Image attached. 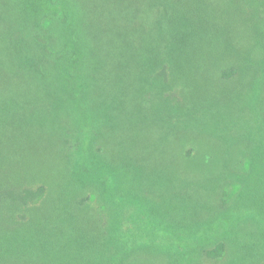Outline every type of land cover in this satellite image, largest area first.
Returning <instances> with one entry per match:
<instances>
[{
	"label": "rangeland",
	"instance_id": "1",
	"mask_svg": "<svg viewBox=\"0 0 264 264\" xmlns=\"http://www.w3.org/2000/svg\"><path fill=\"white\" fill-rule=\"evenodd\" d=\"M73 1L87 21L95 19L100 24L98 30L87 26L88 39L90 29L104 32L102 25L109 22L110 12L128 8L117 0ZM147 1L134 0L132 8L139 5L143 12L140 30L132 28L133 49L126 64L102 53L85 73L90 79L96 76L98 98L83 93L88 101L78 97L71 105L44 97L31 103H0V157H5L4 164L11 167L15 179L0 183V194L6 195L0 197V264H115V244L103 237L96 216L105 215L106 210L111 214L107 201L115 206L125 204L128 215H186L190 224L202 225L200 231L195 227V231L183 232L180 226L176 232L188 238L185 246H176L194 261L204 239L216 240L218 233L230 245L249 241L264 251L257 234L250 240V230L245 222L240 223L248 215L244 200L252 194L240 183L233 185L221 177L224 171L230 177L245 176L241 161H246L252 149H264L260 138L264 132V34L256 21L250 33H244L242 9L236 15L233 11L238 9L219 6L222 0H207V6L199 10L178 3L151 6ZM52 8L48 0H0L5 16L0 27L17 24L7 31L17 29L28 20V11ZM193 18L199 25L214 24L212 34L193 36L188 26ZM7 20L9 24H3ZM230 21L234 26L227 25ZM150 30L154 35L141 39ZM152 40L155 45L146 48ZM233 66L237 73L226 79L224 69ZM77 77L75 93L83 84ZM68 106L75 113L73 121L65 113ZM76 123H81L79 136L85 135L86 141L75 142L79 134ZM57 124L66 128V148L55 144L61 128ZM98 136L102 141L97 153L92 142ZM45 151L51 156L45 161L49 172L42 179L49 180L42 183L35 180L34 172ZM63 151L73 158L83 153L91 171L64 167ZM234 157L236 163L231 162ZM120 175L133 180L129 185L132 191L137 189L134 200L128 196L119 201ZM135 178L138 182L133 186ZM96 182L102 189L93 188L97 196H91L85 189ZM42 184L48 195L41 200L36 193ZM21 193L29 203L14 202L24 197ZM258 205L252 214L264 231V215ZM215 212H219L218 224L212 229L204 227L210 222L207 215ZM172 253L177 255V251Z\"/></svg>",
	"mask_w": 264,
	"mask_h": 264
},
{
	"label": "trees",
	"instance_id": "2",
	"mask_svg": "<svg viewBox=\"0 0 264 264\" xmlns=\"http://www.w3.org/2000/svg\"><path fill=\"white\" fill-rule=\"evenodd\" d=\"M117 1H119L122 7L128 8L124 11L110 12L109 22L102 25V27L106 28L104 32L100 34L98 31L90 29V39H88L87 35L88 28L92 27L98 30L100 24L96 23L95 19L91 20V22L90 20L87 21L84 11L73 0H48L49 4L53 7L52 9L42 10L38 13L36 11H28V13H25L28 20L23 24H19L17 29L7 31L9 27L16 26L17 24L7 27L2 25L0 27V103H31L44 97L46 99H56L61 103L65 101L71 105V100L74 101L78 97L82 101H88L84 99L83 93L88 98H98L99 93L94 86V78L96 76L90 79L89 75L85 77V73L92 68L95 58H98L102 53L105 54V57L108 56L109 59L115 57L120 63L126 64V56L131 54L133 49L132 28L138 26L136 29H139V25L141 24L139 21L143 7L137 5V8L134 10L132 8L134 0ZM147 2L151 6L154 3L157 5L164 3V5L170 7H174L176 6L175 3H178L182 5L181 7H186V9L191 6L197 10L207 6V0H148ZM136 3L138 2L136 1ZM218 4L219 6L224 7L229 5L231 8L238 9L236 12L233 11L236 15L242 9L244 20L241 25L243 26L244 33H250L254 27L253 22L256 21L258 23V30L264 34V0H222ZM96 11L95 9L92 12V16ZM150 12L149 16H151ZM3 17H5L4 12L0 10V19ZM135 21H137L136 25L134 24ZM3 22V24H9V20ZM206 25L208 26L199 25L193 18L188 26L193 36L196 35L197 38H203L208 33L212 34V26L214 24ZM227 25L234 26V23L230 21ZM155 29L157 28L155 27ZM228 33L232 34V31L229 30ZM217 34L219 35V33ZM150 35L153 36L154 31L150 30L145 35L141 34V39L143 36L147 38ZM152 41L153 43L149 44L146 48L155 45V40ZM140 48L142 46L138 47L137 50ZM148 55L146 54L147 58L150 57ZM262 62L261 67L264 69V60ZM148 67L151 70L154 68L150 65ZM237 71L238 68L235 66L229 68V70L224 69V77L230 79ZM77 76L81 77L83 84L81 88H77L75 93L73 87L77 84ZM68 87H70V91H68ZM92 91H96V95ZM68 107L70 109L68 113L66 111L65 113L73 121L75 113L72 110V106ZM2 110L4 111V108ZM79 112L80 110H78V114ZM2 114L3 112L0 113V116ZM71 120L69 121L70 124L72 123ZM262 123L264 127V115ZM80 124L76 123V131L79 132L78 136L74 138L76 143L82 140L86 141L83 133L82 135L84 136H79L82 126ZM57 125L61 128L57 129L59 138L55 139V144L58 147L66 148L67 140L64 134L66 128L64 129L60 124ZM261 134L260 138L263 139L264 143V132H261ZM255 136H257V132L252 135L253 138ZM101 141L98 136L92 142L97 153L100 151L98 143ZM46 145H49L48 139L46 140ZM47 151H45L44 156L39 157V170L38 172H34L35 180H39L42 183H46L49 180L42 179V177L46 176L44 172H49L45 161L51 155ZM60 156L61 161L64 159L62 161L64 163L63 166L67 169L75 167L79 171H91L87 169V161L83 153L73 158L71 154L63 151V155L61 154ZM95 156L97 157V154ZM99 157L101 158L100 155ZM225 158L224 162L227 165L229 163L227 156ZM245 160L241 161V165L246 166L245 176L238 177L231 175L230 177L224 171L221 173V177H223L224 182L230 181V184L233 185L240 183L241 188H245L247 192L249 191L252 194L251 197L244 200L245 204L249 205V208L245 209V215H248L241 219L240 223L245 222L247 230H250L253 236L250 240H255L256 233L261 242L259 246L264 247V231L261 230L256 218L252 214L257 209L255 206L259 204V211L264 215V149L257 152L252 149ZM231 162L236 163V157ZM4 163H6L5 157H0V175L2 176L0 183H5L7 180L14 182L15 179L12 176L11 167L6 166ZM4 166H6L7 170H5ZM122 176H119V179L121 177L122 184L117 192L118 199L123 202L126 200L125 198L130 196L129 199L134 200L137 189L134 188L135 191H132L133 187L129 185V182L132 183L133 180L131 178L129 180L127 175H124V178ZM25 178L29 182L31 181L29 176ZM25 178L21 183H25ZM136 182H138L137 178L134 179L133 186ZM45 187L42 184L37 188L38 192L36 194L41 200L44 199L48 192ZM93 188L102 189V185L96 182L85 189L91 193V196H97ZM25 193H21L24 197H17L14 199V202L29 203L26 201L27 196H25ZM10 194L11 196H16L13 193ZM2 196L6 195L0 194V197ZM106 204L109 205L111 214L106 210L105 215L96 216L100 221L103 237L105 236L110 240L111 245L112 243L115 244L112 254L115 264H165L166 260L169 264H264V251H258V245L249 241H244L241 246L230 245V243H227L228 240L220 233L218 235L214 231L213 234L215 235L216 233L218 239L206 237L208 239H204V245L200 248V252H198L196 257L197 261H194L191 258L185 257L183 251L176 246L177 244L185 246L188 241V238L177 235L176 232L179 231L180 226L184 228L183 232L195 231L196 224H190L186 215H159V217L155 215H128L125 204L124 206L122 205L123 207L120 204L118 206L112 205L109 201ZM218 213L215 212L216 215H207L210 218V222L204 227H208V229L214 228L213 225H217L219 222L216 218ZM166 219L168 220L167 224L165 223ZM201 226L196 227L198 231L201 230ZM206 234L209 233L206 232ZM162 235L166 236V238ZM178 236L179 239L177 238ZM172 251H177V255L172 253ZM104 258L109 259L110 255H104Z\"/></svg>",
	"mask_w": 264,
	"mask_h": 264
}]
</instances>
